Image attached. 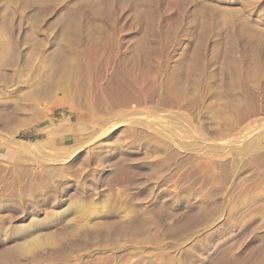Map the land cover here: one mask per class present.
Instances as JSON below:
<instances>
[{
	"label": "rangeland",
	"instance_id": "374dc122",
	"mask_svg": "<svg viewBox=\"0 0 264 264\" xmlns=\"http://www.w3.org/2000/svg\"><path fill=\"white\" fill-rule=\"evenodd\" d=\"M24 24L27 30L22 33ZM39 76L46 80L45 89H34ZM0 95L22 108L12 121L0 124L4 132H14L11 139L5 137L12 154L0 160V202L7 204L0 206V264H157L160 254H166L143 244L145 234L131 236L133 240L126 235L130 244L123 242L125 235L107 237L113 228L102 217L109 208L136 210L135 203H143L150 189L154 195L161 186L173 187L153 157L166 140L190 148L196 141L211 142L233 133L251 138L259 123L260 133L264 131V0H0ZM54 101L61 105L46 113ZM71 126L75 130L68 132ZM130 127L139 131L134 147L146 163L120 151L109 154L104 163L99 160L102 150L126 140ZM95 143L102 146L93 150ZM53 155L68 159L53 165ZM42 165L49 167L43 183ZM11 167L22 170L16 184ZM76 179L91 183L84 191L66 187ZM135 182H141L140 188ZM176 193L189 192L183 187ZM74 200L85 205L79 215L69 212ZM160 201L147 208L160 222L184 218L185 208ZM94 208L104 216L94 218ZM65 210L64 219L60 214ZM136 214L124 220L135 221ZM82 215L90 221L80 220ZM32 225L39 226L37 232L26 230ZM94 227L101 238L91 236ZM38 234L44 239L43 251L24 247L25 240ZM245 235L238 242L249 238ZM56 241L61 246H55ZM11 244L10 253L6 248ZM231 248L217 252L207 264L229 263ZM244 248L241 258L248 257L241 264H251L254 244ZM27 251L34 252L33 258ZM135 251L140 254L131 256ZM172 254L184 257V264H198L197 256L185 257L180 249Z\"/></svg>",
	"mask_w": 264,
	"mask_h": 264
},
{
	"label": "bare ground",
	"instance_id": "6f19581e",
	"mask_svg": "<svg viewBox=\"0 0 264 264\" xmlns=\"http://www.w3.org/2000/svg\"><path fill=\"white\" fill-rule=\"evenodd\" d=\"M21 27H22L21 28V32H22V30H23V32H25L24 30H27L26 29L27 28L26 24H24ZM35 81L36 82H35V85H34V89L40 90V89H45L47 87L46 80L44 78H41V76H39L38 79H36ZM29 95H30V92L27 93V99H28ZM31 96L32 95H30V97ZM59 105H61L60 101H54L51 104V106H49V107L46 106L47 109H45L44 111L47 113L50 109H54L56 106H59ZM28 109H27V111H28ZM20 110L22 111V108H20L15 103H12V101L10 99H8L6 97H2L0 95V124H2L1 126H4L3 124H6L9 121H12L18 115ZM39 118L40 117H37L35 119V121H37V120L39 121L40 120ZM204 119L207 121L208 117L207 118L204 117ZM205 120H203V121H205ZM138 121H140V120H138ZM134 122L136 123L135 120H134ZM1 126H0V156H1L0 160L7 161V159L5 160V157H8L10 151H11V154H12L13 147L11 146V142L8 143L9 140H6V138L8 137V139H11L13 137V135H14V132L9 131V130H7V132H4L2 130L3 127H1ZM133 127H136V126H133ZM262 127H263L262 123H259V124L255 125L254 129L256 130V134H254V136L251 137V138H246L244 136L242 138H239L237 136L238 137L237 138L236 135H234V133H233V135L228 134L229 136H225V137H222V138L218 137L220 139L216 138L217 140L216 139L214 140V138H212L211 142L208 139H206V140L209 141V142L207 141L208 143L205 142L206 140L205 141L203 140L204 141V142L202 141L203 143H201L200 141H196L195 143H193V145L192 144L190 145V143H189V145L191 146L190 148H186V146L184 144L172 145L171 144L172 142L170 143L167 140H166V142H164L161 145H158V143H156L158 146H157V148L155 150V155L152 154V153L151 154H152V156L154 155L153 157L155 159H157L158 165H156V166L160 167V170L162 171V175H164V177L166 175H168L170 177L169 180H171V181H169V180L168 181L171 182L170 185H172L173 187L171 186L172 188L168 187L169 189L168 188L166 189L165 187L163 188L161 186L162 188L159 187V189L156 190V193L154 195H151L152 191H150V190H152V189L148 190L149 193L151 192L150 196H143L142 195L143 196V199L141 198L142 200H144L147 197L148 198L145 199L143 201V203L140 202L141 200L139 201L138 204L135 203V209H136V210H134L135 214H136V211L138 212V214H136L135 216L140 214L139 217L137 216L135 218V221L133 219H131L133 221H127V220L125 221L124 220L125 217L127 216V214H128L129 219H130V217L133 216L134 211L132 209L134 207L131 209V212L133 211L132 215L130 214L131 213L130 210H127V209L126 210H123V209L121 210V208H123L121 206V208L119 207L120 209L109 208V209H107V211L105 210L106 211L105 212L106 213L105 216L102 214V211H98L97 208L96 209L94 208L91 211L92 216L94 218H98L100 216H104V217H102L103 219L106 218L108 221H110V223L112 225L111 228H113L112 229L113 231L108 233L106 235L107 237L108 236L120 237L122 235L123 236L125 235V237H124L125 240L123 242H126V235L127 236L129 235L130 237L131 236L132 237L133 236L137 237V235L141 236L142 234H145L144 241L142 240L143 244L148 245L151 250H157V252L159 250V252H161L163 254H166V256L160 254L161 255L160 257H162V259L159 260L161 262L157 261L156 262L157 264H184L183 263V260L185 259L184 257H183V260H182L181 258L178 257V255H176V256L173 255V254L171 255V250L173 252V250L176 251L178 249H180L182 251V253L184 254L185 257L186 256L187 257L188 256H197L198 257L197 258L198 264H207L208 260L214 254H216L217 252L225 249L226 247H227L226 250H228V246L232 247V248H231V255L229 254L231 256V260L229 258L230 261L227 264H241V262L245 258L248 257V256L247 257L244 256L245 258L242 257L243 258L242 259L241 258V253H242L243 248L249 242L254 244V247L256 249L254 251V253H253L255 255H254V259L252 260L251 264H264V215H263L264 214L263 213L264 212L263 211V209H264V134H261L264 131L263 132L261 131V133H260V130H261ZM149 128H151V127H149ZM69 130L73 131V130H75V127L71 126L70 129H68V132H69ZM137 130H136V128H131L130 127L129 130H128L127 136L125 135L126 136V138H125L126 140H123L120 143L116 142V143H119V144H117V146H111L109 148L107 147L108 150H102V152L99 154V157L97 156L99 158V160H101L103 162L105 159H107L109 154L113 153L114 151H120V152L131 153V154H133L135 156V158H134L135 161L137 159H141V162H143L144 160L139 155L141 153L139 152L138 148L134 147V142H133V141H135L137 139V137L139 135V131H137ZM158 133H161V132H158ZM101 134H103V133H101ZM142 134H144V132ZM235 134H237V132H235ZM98 135H100V134H98ZM143 136H145V134ZM199 138H200V136H198V139ZM201 138L203 139V137H201ZM100 139H102V138H100ZM152 139H153V137H152ZM156 139H158V138H156ZM198 139H194V140H198ZM189 142H191V139L189 140ZM104 143H105V141H104ZM114 143H111V144H114ZM95 144L96 145L93 146L92 149L102 146L101 143H95ZM107 144H110V143H107ZM187 145H188V143H187ZM87 146H88V144H87ZM78 147H80V146H78ZM97 151H98V149H97ZM66 156H63V155L54 156L53 155V158H51L52 161L51 160L50 161L53 162V165H54V163L59 165L60 162L65 160ZM144 158H145V156H144ZM150 158H151V156H150ZM66 159H68V158H66ZM151 160H152V158H151ZM132 161H134V160H132ZM144 162L146 163V161H144ZM148 162H150V161L148 160ZM13 166H15V165H13ZM102 166H104V164ZM11 168H12L11 169V171H12L11 172V176H13L14 182L16 184V180H18V175H19V173L22 172V170L20 168H18V167H11ZM61 168H62L61 166L60 167L58 166L56 169L57 170L59 169V172L61 173V171H62ZM158 170H159V168H158ZM48 171H49V167L42 165L41 170H40V178H41L40 182L41 183L44 182V180H45V178H46V176L48 174ZM159 172H157V173H159ZM157 173H156V175H157ZM143 174H145V173H143ZM0 175H1V172H0ZM150 175H151V173L149 174V176ZM144 177H145V175H144ZM156 178H159V177L156 176ZM77 179H80V178H77ZM77 179L74 180V181L67 182L66 183V187L72 188V189H79L81 191H84L85 190V186L86 185L88 186L91 183V182L90 183L88 182L86 184L85 183H78ZM1 180H2V176H0V182H1ZM138 183H139L138 187L140 188V183L141 182H138ZM138 183H136V184H138ZM145 183H144V185H145ZM154 184H156V182ZM132 186H133V184H132ZM134 186H137V185H134ZM153 186H156V185H153ZM165 186H167V185H165ZM183 187L188 189V192H189L188 194H186V193L184 194L183 193L184 195H181V196L179 194L177 195L178 192L175 194V191H177L178 189L183 188ZM62 193H64V192H62ZM147 195H149V194H147ZM52 196H53V194H52ZM94 196H97V195L94 194ZM139 196H141V195H139ZM159 200H161L160 203H162V201H164V202H167V203L172 204L174 206H181V207L185 208L186 212H185L184 218H183V215H182L181 217L183 219H180L178 217L180 219V221L177 220V222L175 221V223H173V224L172 223H169V224L167 223L168 225L160 222L155 216H153V212L154 211L150 212V210H148L149 209L148 206L153 205L157 201L159 203ZM54 201H55V199H54ZM74 201L77 202V203L70 202L72 204H69V206H68L69 212H71V214L79 215V214L82 213V211L85 210V208H84L85 205L83 206V204H81L82 202L80 203V201H79V203L76 200H74ZM1 205L5 206L7 204L6 203H4V204L1 203L0 206ZM90 205L92 206V204H90ZM95 206H96V204H95ZM36 207L38 208L39 204ZM101 207H103V206H101ZM112 207H113V205H112ZM83 208H84V210H83ZM106 208H108V207H106ZM116 208H117V206H116ZM185 210H183V211H185ZM124 211H126V212L129 211L130 213H125ZM183 211H182V213H184ZM28 212H30V211H28ZM86 213L87 212L83 213V215L84 214L86 215ZM67 215H68V212L66 213V210L63 211L60 214V216H64V219H65V217H67ZM83 215L80 216V220L84 219L86 221L87 220L90 221L89 220L90 216L89 217L87 216L88 219H86V217L83 218ZM129 215H131V216H129ZM74 217H76V216H74ZM74 219H75V222L79 221V218H78V220H76V218H74ZM173 219H171V220H173ZM107 220H105V222ZM171 220H170V222H172ZM81 223H79V224H81ZM98 223L99 222H97V224ZM79 224L77 226L80 227ZM103 225L101 227H103ZM38 227L39 226H37V225H32V227L30 226L26 230L32 229V231L34 232L37 229H39ZM95 227H96V225H95ZM95 227H94L95 230L93 232H95L96 234L93 235V233L91 232L92 233L91 236H98L99 235V238H101L100 237L101 233L97 234L99 232V228L98 227H100V226L97 227L98 230ZM108 228H106V229H108ZM91 229H92V227H91ZM77 230H79V229H77ZM96 230L98 232H96ZM100 230H101V228H100ZM87 231H86V234L89 233V231H88V233H87ZM83 232L85 233V231H83ZM245 234H247V236L249 238H245L246 240L244 239V241H242V242L239 241L238 242V237L239 238L241 236L244 237ZM29 235H32V234H29ZM39 236L40 235L38 234V235H35V236L29 238L28 240H25V242H24L25 246L24 247H34L35 250H36V248L37 249L41 248V250L43 251L42 248H45V247H43L44 246V243H43L44 241L43 242L40 241L41 239H43V238H41L43 236H41V237H39ZM89 236H90V234H88V236H87L88 239H89ZM81 237H82V235H81ZM85 237L83 236L82 238L86 239ZM133 238H132V240H133ZM130 239L127 237V240H130ZM141 239H143V238H141ZM132 240L130 242H133ZM45 241H47V240H45ZM79 241H81V240H79ZM113 241H115V240H113ZM137 241H139V239H137ZM142 241H141V243H142ZM57 242L58 241H56V245L54 243L55 246H57ZM117 242H119V241L117 240L116 243ZM46 243H50V242H46ZM77 243L79 244V242H77ZM77 243L75 242L74 244H77ZM134 243H136V242H134ZM139 243H140V241H139ZM139 243H137L136 245H138ZM64 244L66 245V243L62 242V247H64L63 246ZM111 244L112 243H110V245ZM119 244H120V246L119 245H117V246L118 247H122L121 243H119ZM58 245H60V243ZM110 245H108V246L110 247ZM132 245H134V244H132ZM12 246L13 245L11 244V246H9V248H6L7 251L10 252V253H11V251H9V250H11ZM15 246H19V245H14V247ZM68 246H71V244L67 245V247ZM114 246H116V245H114ZM71 248H73V247H71ZM77 248H78V246H77ZM54 249L56 250V247ZM57 249H58L57 251H60L59 247ZM67 249L69 250V248H67ZM131 249H132V247H131ZM14 250L16 251V248H14ZM28 250H29V248H28ZM35 250H33V251H35ZM46 250L44 249L45 253H46ZM50 250H51V248H50ZM73 250H75V249H73ZM76 250H80V249L78 248ZM108 250H110V249H108ZM15 251H14V254L16 253ZM17 251H19L18 248H17ZM38 251H40V250L38 249ZM51 251H53V250H51ZM5 252H6V250L4 251V253ZM8 252H7V254H8ZM35 252H37V251H35ZM114 252H115V250L113 251V254H115ZM248 252H250V251H247V253ZM252 252H250V253H252ZM21 253L22 252H20V254ZM30 253H31V251H30ZM30 253H29V255H31L34 252H32L31 254ZM88 253H90V252H88ZM126 253H123V254H125L127 256H130V255L126 254ZM138 253L140 254V252H138ZM138 253L136 252L137 255H131V256H138ZM145 253H146V251H145ZM227 253H230V251L227 252ZM90 254H92V253H90ZM110 254H111V252H110ZM147 254H149L148 251H147ZM222 254H223V251H222ZM226 254H223V255H226ZM107 255H109V253ZM125 255H123V257H121V258L124 259ZM150 255L152 256V254H150ZM248 255H249V253H248ZM40 256L41 255H39V257ZM111 256H112V254H111ZM113 256H115V255H113ZM156 256H157V254H156ZM31 257L33 258V255H31ZM35 257H36V255H35ZM35 257H34V259H35ZM42 257H44V256H42ZM55 257H56V255H55ZM119 257H120V255H119ZM154 257H155V255H154ZM252 257H253V255L251 256V258ZM57 258H58V256H57ZM61 258H60V260H61ZM109 258H111V257H109ZM112 258L109 259V260H112ZM141 258H143V257H141ZM151 258H153V257H151ZM224 258L225 257L223 256L221 259H224ZM73 259H75V257ZM147 259H149V258H147ZM147 259H146V261H148ZM189 259H190V257H189ZM45 260H46V258H45ZM143 260H145V258ZM42 261H44V260H42ZM86 261L87 260H85V262ZM105 261H108V260L106 259ZM113 261H114V258H113ZM122 261H120V263ZM141 261H142V259H141ZM193 261H195V260H193ZM193 261L191 263H193ZM34 262H36V260L33 261V263ZM75 262H76V259H75ZM82 262H83V259H82ZM212 262H210L209 264H211ZM226 262H228V261L226 260ZM39 263H41V262H39ZM69 263H70V261H69ZM72 263H70V264H72ZM221 263H223V262H221ZM23 264H24V262H23ZM186 264H187V262H186Z\"/></svg>",
	"mask_w": 264,
	"mask_h": 264
}]
</instances>
